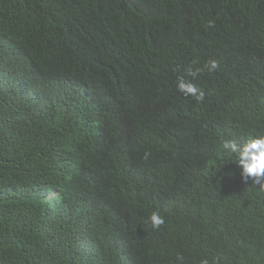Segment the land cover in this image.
<instances>
[{"label":"trees","instance_id":"16d2710c","mask_svg":"<svg viewBox=\"0 0 264 264\" xmlns=\"http://www.w3.org/2000/svg\"><path fill=\"white\" fill-rule=\"evenodd\" d=\"M257 134L264 0H0V264H264Z\"/></svg>","mask_w":264,"mask_h":264},{"label":"clouds","instance_id":"9594fccd","mask_svg":"<svg viewBox=\"0 0 264 264\" xmlns=\"http://www.w3.org/2000/svg\"><path fill=\"white\" fill-rule=\"evenodd\" d=\"M16 46L17 44L12 41L8 49H15ZM217 68L218 63L215 60H210L204 65V70L208 72H214ZM192 75H195V73H192ZM177 90L184 96H191L197 101L204 99V93L184 77H178ZM221 147L223 152L235 159V163L241 170L242 181L246 183L249 179H252L254 184L264 187V134H257L246 139H226L222 141ZM145 158H147V154H145ZM147 223L153 229H159L164 225L165 219L159 212H153L148 217ZM87 241L91 245L94 239L89 238ZM177 259L182 260V257L178 255ZM202 264H208V261L205 260Z\"/></svg>","mask_w":264,"mask_h":264}]
</instances>
